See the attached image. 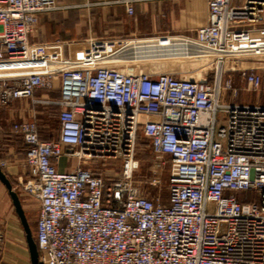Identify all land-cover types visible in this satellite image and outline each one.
Masks as SVG:
<instances>
[{
    "label": "built area",
    "instance_id": "2783aa9c",
    "mask_svg": "<svg viewBox=\"0 0 264 264\" xmlns=\"http://www.w3.org/2000/svg\"><path fill=\"white\" fill-rule=\"evenodd\" d=\"M206 1L208 23L173 38L210 70L200 80L116 65L120 41L32 42L57 0H0V110L31 103L12 125L27 168L14 189L38 206L39 264H264V105L238 102L231 77L264 62V0ZM245 71V92L260 91L262 77ZM38 106L57 114L56 139H43ZM140 135L171 160L166 203L131 180ZM63 157L76 164L60 172ZM110 158L122 177L86 167ZM5 242L0 229V254Z\"/></svg>",
    "mask_w": 264,
    "mask_h": 264
},
{
    "label": "crops",
    "instance_id": "0c3cea01",
    "mask_svg": "<svg viewBox=\"0 0 264 264\" xmlns=\"http://www.w3.org/2000/svg\"><path fill=\"white\" fill-rule=\"evenodd\" d=\"M134 13H128L129 6ZM208 23L206 0L146 1V0H57V9L39 15L38 24L31 35L32 42L53 45L82 41L93 38L101 41L117 42L137 35H164L168 37H192L196 30ZM264 42V19L258 27ZM179 41V39H177ZM174 41L166 39L170 44ZM175 42H177L175 40ZM167 45V44H166ZM148 47H150L148 45ZM129 49L124 47L122 50ZM254 70L262 79V88L258 92L247 93L241 90L245 85L244 70ZM243 76L244 78H241ZM236 87L246 96L244 104L264 105V62L244 61L238 71L231 74ZM56 91L51 98L59 97L60 81H55ZM242 83V85H240ZM245 87V86H244ZM244 89V88H242ZM251 94V95H250ZM41 96V94H38ZM28 100L14 102L0 110V160L6 161L4 172L14 188L19 178L27 174L25 150L22 140L12 133L15 122L30 118ZM42 134V133H41ZM43 137V136H42ZM45 140L53 138L43 137ZM56 139V138H55ZM67 159L58 163V170L67 169ZM0 183V229L3 221L11 219L9 200ZM2 259V253L0 254Z\"/></svg>",
    "mask_w": 264,
    "mask_h": 264
},
{
    "label": "rangeland",
    "instance_id": "374dc122",
    "mask_svg": "<svg viewBox=\"0 0 264 264\" xmlns=\"http://www.w3.org/2000/svg\"><path fill=\"white\" fill-rule=\"evenodd\" d=\"M167 38L169 37L164 35H137L121 40L117 44L118 47L110 54L111 60L116 65H139L141 69L151 74L168 73L189 79H206L208 69L203 70V65L193 60L190 52L185 51L180 45L181 43L175 42V40L178 41L177 39L170 37L174 41L168 44L165 42ZM124 47H129V49L122 50ZM244 72L246 73L245 70ZM240 77L244 78L243 76ZM242 83L243 86L240 88L244 90L242 88L245 85L244 82ZM245 97L240 94L237 99L238 102H245ZM29 106L31 109L30 102ZM36 109L40 119L42 136L57 138L59 129L57 114L43 106H38ZM75 164V160H70L67 162V167L72 168ZM86 167L108 177L118 178L123 176L125 166L123 161L110 158L90 161ZM170 170V158L154 154L149 140L140 135L131 171V180L139 194L148 199L166 203L169 196ZM5 193L10 204L11 219L2 223L3 231L6 234V242L2 250V264H30L25 232L6 189ZM17 193L20 196L29 227L35 239L38 206L22 191H17Z\"/></svg>",
    "mask_w": 264,
    "mask_h": 264
},
{
    "label": "water",
    "instance_id": "95a60500",
    "mask_svg": "<svg viewBox=\"0 0 264 264\" xmlns=\"http://www.w3.org/2000/svg\"><path fill=\"white\" fill-rule=\"evenodd\" d=\"M0 183L5 187L12 202V205L14 207L15 213L17 214L20 223L23 227V230L25 232L30 264H39L38 261L39 253H38L37 245L34 236L32 234V231L29 227L28 220L20 196L17 193V191L14 189L12 182L10 181V179L8 178V176L6 175V173L4 172L1 166H0Z\"/></svg>",
    "mask_w": 264,
    "mask_h": 264
}]
</instances>
